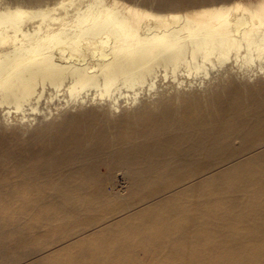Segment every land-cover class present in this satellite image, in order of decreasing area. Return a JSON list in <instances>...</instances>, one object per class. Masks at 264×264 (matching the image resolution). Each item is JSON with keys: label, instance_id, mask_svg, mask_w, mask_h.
Returning a JSON list of instances; mask_svg holds the SVG:
<instances>
[{"label": "bare ground", "instance_id": "obj_1", "mask_svg": "<svg viewBox=\"0 0 264 264\" xmlns=\"http://www.w3.org/2000/svg\"><path fill=\"white\" fill-rule=\"evenodd\" d=\"M225 1L0 0V264H264V99L178 88L262 70Z\"/></svg>", "mask_w": 264, "mask_h": 264}, {"label": "rangeland", "instance_id": "obj_2", "mask_svg": "<svg viewBox=\"0 0 264 264\" xmlns=\"http://www.w3.org/2000/svg\"><path fill=\"white\" fill-rule=\"evenodd\" d=\"M231 0L221 3H231ZM241 62L227 61L221 67L210 69L206 77H190L178 88H189L187 91L196 94L198 99H193L189 104L191 110L197 111L205 117L220 118L229 112L232 104L231 99L243 105L249 106L264 99V64L262 70L256 62L251 66L241 65ZM188 84V82H190ZM169 83L163 82L157 88H166ZM186 85V86H185Z\"/></svg>", "mask_w": 264, "mask_h": 264}]
</instances>
